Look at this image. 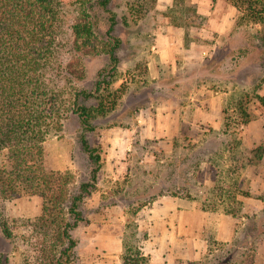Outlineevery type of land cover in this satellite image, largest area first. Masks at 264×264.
Returning a JSON list of instances; mask_svg holds the SVG:
<instances>
[{
	"label": "rangeland",
	"instance_id": "1",
	"mask_svg": "<svg viewBox=\"0 0 264 264\" xmlns=\"http://www.w3.org/2000/svg\"><path fill=\"white\" fill-rule=\"evenodd\" d=\"M239 4L110 0L104 9L97 1L93 14L100 32L115 13L112 33L122 39L118 61L105 54L83 56L86 75L76 79L65 66L75 54L70 25L78 9L73 1L60 3L62 23L45 81L58 89L61 102L95 107L100 96L117 95L112 110L89 119L93 130L77 112L65 110L62 126L44 142L47 166L75 175L72 194L88 183L83 193L90 194L79 206L85 220L73 230L75 264H122L127 248L139 250L150 264L154 247L178 255L170 264H218L227 256L235 264L264 261V154L258 159L251 152L264 142V106L250 103L246 124L236 108L257 85L264 95V27L247 17L243 0ZM224 19L230 26L221 32ZM165 33L183 48L173 66L161 63L152 49L159 39L167 43ZM83 138L96 147L98 163ZM6 153L0 149V165ZM187 206L183 215L178 212ZM41 209L39 195L0 197L1 217L12 230L6 237L0 218V264H21L26 256L34 261L25 220ZM184 219L188 250L182 254ZM230 228L236 245L216 251L217 232ZM202 244L200 259H191Z\"/></svg>",
	"mask_w": 264,
	"mask_h": 264
},
{
	"label": "trees",
	"instance_id": "2",
	"mask_svg": "<svg viewBox=\"0 0 264 264\" xmlns=\"http://www.w3.org/2000/svg\"><path fill=\"white\" fill-rule=\"evenodd\" d=\"M70 1L78 9L70 25L75 54L66 63L65 70L69 76L83 79L86 75L83 56L105 54L116 63V51L122 39L112 33L115 13L111 14L105 33L97 29L93 5L98 1L107 9L110 0ZM239 1L234 0V5L239 7ZM60 3L62 0H0V149L7 151L4 164L0 165V197L11 199L21 195H39L42 198L39 216L25 220V226L31 231L26 243L35 252V258L32 261L30 256H26L21 264H75L77 240L73 230L85 220L79 206L90 194L83 193L88 183L81 185L78 194H72L70 185L75 182V175L70 170L47 166L44 142L48 135L57 133L62 126V111L77 112L88 130H93L89 119L105 114L117 103L115 94H99L95 107L79 104L76 99L72 103L61 102L58 89L45 81L44 68L54 63L55 42L62 23ZM244 3L247 17L264 27V0H243ZM259 89L258 85L255 86L236 102L243 124L252 118L248 110L250 103L258 102L264 106V95L259 93ZM81 93L88 96L84 90ZM107 97L109 105L105 104ZM82 143L90 159L98 163L100 156L96 147L89 146L84 138ZM251 152L256 158H261L264 142ZM96 169L92 171L93 181L97 179ZM0 218L4 235L11 237L10 224L8 219L1 217V211ZM235 241L236 238L231 242L217 240L215 250L220 251ZM233 259L227 256L218 264H235ZM249 262L250 258L241 264ZM122 264H148V258L139 250L127 248Z\"/></svg>",
	"mask_w": 264,
	"mask_h": 264
},
{
	"label": "crops",
	"instance_id": "3",
	"mask_svg": "<svg viewBox=\"0 0 264 264\" xmlns=\"http://www.w3.org/2000/svg\"><path fill=\"white\" fill-rule=\"evenodd\" d=\"M225 18H226V21H227L228 18H229V14L228 15L225 14ZM226 21L224 19V22L226 24H223L219 31L223 32V31H225V29H227L230 26V22L227 23ZM169 36H170V34H168V33L163 34V40H165L166 38L168 40H167V43L164 42L162 44L160 43L161 40L160 39L158 40V38H157L156 40H158L157 41L158 43L156 42V44L152 46V49H154V47L157 48L156 49V51H157L156 58H158L161 63H166V61H169V63H171V66H173V65H176L177 61H178V56L175 55L176 51L179 50V49L183 50V48L178 46V45H176L177 42L173 41V39L171 40L169 38ZM165 43H166V45H165ZM180 45L184 46L183 44H180ZM191 48H192V45L189 47L188 51H190ZM185 51H187V48L185 49ZM173 61H174V63H172ZM187 208H188V206L185 207V209H183V208L178 209L179 210L178 212L180 214H182L183 211L187 210ZM186 225H187V220L186 219L181 220V229H180L181 234L183 233V230L185 231L184 235L182 234V236H180V239H178V241L181 242V244H183L181 246V250L183 251L182 254L185 253L186 250H188V234L186 233L187 232V230H186L187 226ZM223 225H225V222H222L221 227ZM233 238H234V233H233L232 228L228 229V231L226 233H224L222 231V229H220L217 232V236H216L217 240L223 241V242L232 241ZM204 247L205 246L202 244V245H200L199 248H197V249L194 248L193 252L191 253L192 254V258L191 259H200V255H202L204 253V250H203ZM177 256L178 255L167 254L164 249L158 250L156 247H154V250H152V253L149 256V263L150 264H160V263H166L167 262V263L170 264V263H173L174 261H176V259H177L176 257ZM181 257H183V256H181ZM185 257H188V256H185ZM250 263L251 262L243 263V264H250ZM222 264H227V263H222ZM252 264H257V263L255 262V263H252ZM260 264H264V261L262 260V262Z\"/></svg>",
	"mask_w": 264,
	"mask_h": 264
}]
</instances>
